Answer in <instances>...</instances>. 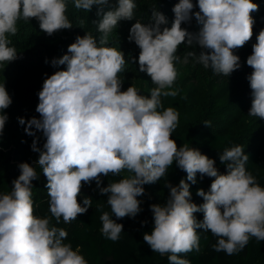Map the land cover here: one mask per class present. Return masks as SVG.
I'll return each instance as SVG.
<instances>
[{
	"label": "clouds",
	"instance_id": "obj_1",
	"mask_svg": "<svg viewBox=\"0 0 264 264\" xmlns=\"http://www.w3.org/2000/svg\"><path fill=\"white\" fill-rule=\"evenodd\" d=\"M76 9L90 11L100 6L97 31L99 40L86 33L77 36L68 46V54L53 59L52 65H66V70L47 76L38 92L36 112L27 122L25 132L35 137L32 151L39 153L35 162L47 179L51 216L35 214L34 180L39 179L36 167L25 162L19 165L20 175L12 181L9 192L0 195V264H88L77 246L65 243L68 232L53 226L71 224L92 205L85 197L83 206L78 196L83 184L95 181L101 195H107L111 215L103 211L102 234L115 242L120 239L125 217L134 218L142 211L137 197L145 195L144 185L166 177L176 162L186 172L187 181L197 182V173L214 178L210 189L197 190L203 203L191 201L190 185L181 179L170 189L165 204H151L154 227L143 240L151 250L167 256L169 264H190L181 258L193 250L200 251L202 229L217 238L214 251L234 255L245 248L251 238L264 241V187L246 169L249 159L244 147L235 144L220 155L227 173L220 174L215 161L185 143L178 146L172 139L179 122V113L164 108L161 97H176L173 85L179 75L176 64H187L189 58L211 68L214 74L229 77L240 68V57L234 52L253 36L255 20L251 13L259 10L252 0H179L173 7L174 20L167 25L166 16L155 9L151 23L139 21L130 29L129 41L140 49L139 71L146 73L156 85L150 98L131 85L122 91L118 74L126 64L124 53L107 46L109 37L122 20H131L137 5L134 0H73ZM109 10L104 11V6ZM199 11H193L194 7ZM68 0H0V63L18 58L10 46L9 36L18 32V21L39 22L40 29L51 36L62 29H71L66 15ZM201 26L198 33L189 32L182 24L193 19ZM252 54L246 63L253 71L247 77L252 103L249 116L264 119V29L256 37ZM198 45L201 51L188 52L183 59L176 53L181 44ZM48 62L47 60L45 61ZM12 103L5 84H0V135L8 120L3 114ZM158 109H163L158 111ZM210 127V122L205 121ZM42 132L45 142L38 147ZM130 176L101 187L102 176ZM83 182V183H82ZM203 213L197 220L194 213ZM116 219H112V216ZM147 223L143 221L142 224Z\"/></svg>",
	"mask_w": 264,
	"mask_h": 264
},
{
	"label": "trees",
	"instance_id": "obj_2",
	"mask_svg": "<svg viewBox=\"0 0 264 264\" xmlns=\"http://www.w3.org/2000/svg\"><path fill=\"white\" fill-rule=\"evenodd\" d=\"M179 0H134L138 8V16H133L131 20H122L118 27L109 37L107 46L115 47L124 53L126 64L124 71L118 76L122 80L121 90H126L129 86H135L138 91L150 98L151 90L156 87L151 82V78L139 71L138 56L140 49L134 41H129L130 29L137 21L148 24L151 23V8L162 12L167 18V25L162 27H171L175 18L173 7ZM259 5V10L251 13L255 20L253 27V36L243 47L237 49L234 54L240 57V68L231 73L229 77L214 74L211 68L205 69L202 64L196 63L193 58H189L187 64L177 63L178 77L173 85L174 89H179L176 97H161L164 108L172 107L179 113V120H186L185 123L178 122L176 130L172 134L178 146L187 143L190 147L198 149L202 154L215 161V167L220 174H226L225 163H221L220 155L225 148L235 144L244 147V153L249 159L246 169L251 171L257 178L258 183L264 187V119L254 118L245 113H239L231 108V102L234 100L232 95L239 88L242 93L235 96L237 100L247 101L248 95L245 92L249 85L247 77L253 69L247 65L246 60L252 54L253 45L257 42L256 37L264 29V0H252ZM116 0H110V4H115ZM194 5L198 0H192ZM100 6L94 5L93 8ZM109 7L104 6V11ZM193 11H199L198 6ZM90 17L87 11L76 9L73 0H68V10L66 15L72 24L71 29H62L51 36L43 32L39 27V22L35 19L30 21H18V32L15 36H9L10 46L17 49L18 56L24 60L22 64L36 59L39 63H44L45 69L50 67V72L58 70V66H53L51 61L59 59L68 54V46L75 42L76 31L79 29L84 33H90L97 41L101 35L97 31V24L101 16L96 19L91 13ZM189 32L198 33L200 25L193 17L190 23L182 24ZM190 51L198 55L201 49L198 45L189 46L186 43L178 48L177 55L182 59ZM48 61L47 63L45 61ZM66 69V65H64ZM48 73V72H47ZM50 74V73H48ZM9 93L12 103L3 110V114L8 116V120L0 135V195L9 192L12 188V181L20 175L19 165L29 163L36 167L39 179L34 180L33 200L35 214L40 217L51 216L49 212V197L47 194V179L42 173V169L36 165L39 153L32 151L31 145L35 137L25 132L27 123L21 125L18 118H23L26 122L32 117L39 118L36 107L39 103L38 96L26 95L17 89L14 85L5 86ZM190 93V94H189ZM231 95V96H230ZM230 96V97H229ZM163 109H158L162 111ZM183 115L184 118L180 119ZM228 115L240 116L239 122L246 125L248 131L241 136L234 131L233 123L235 120H228ZM218 125L211 127L205 126L207 120H224ZM210 128V129H209ZM33 131H36L33 129ZM39 137L37 146L42 148L45 138L42 132L36 131ZM127 171L119 176L101 177V187H107L110 182L130 176ZM186 172L180 170L176 162L168 169L166 177L152 184L144 185L145 195L137 197L141 201V209L134 218L125 217L117 220V223L123 224V232L118 241L107 239L101 232L102 221L100 216L103 211L111 215L110 205L107 204V195H101L95 181L90 185L83 184L78 196V203L83 206L85 197L92 199V205L84 214L78 215L77 219L71 224H64L61 218L59 224L52 218L53 226L64 228L68 232V238L65 243H71L73 250L77 246L80 248V254L85 257L88 264H169L167 256H161L151 250L150 246L143 240L145 233H151L154 227L153 213L150 210L151 204H165V201H159L157 190L165 187V182L175 185L181 179H185L190 185L191 201L197 205L202 204L203 198L198 196L197 190L203 189L207 192L214 178L203 176L197 173L195 184L186 179ZM83 183V182H82ZM174 185V186H175ZM170 193V192H169ZM169 193L166 197L168 199ZM197 220L203 219V213H194ZM112 219H116L113 215ZM143 221L147 223L142 224ZM200 236V251L195 250L186 254H181V258L190 261V264H264V241H257L251 238L243 250L234 254L227 255L225 252L214 251L212 245L217 242L210 231L205 232L197 229Z\"/></svg>",
	"mask_w": 264,
	"mask_h": 264
},
{
	"label": "rangeland",
	"instance_id": "obj_3",
	"mask_svg": "<svg viewBox=\"0 0 264 264\" xmlns=\"http://www.w3.org/2000/svg\"><path fill=\"white\" fill-rule=\"evenodd\" d=\"M99 8V7H98ZM98 8H93L87 13L91 17L92 14H97ZM155 9V7H152L151 10ZM138 8L134 10V15L138 16ZM99 15L93 16L94 19H96ZM77 36H84V33L80 31L79 29L76 31ZM24 60L22 57L18 56V58L12 62L9 63H0V84L4 83L5 86L7 85H14L17 89H19L21 92H23L25 95L26 93L28 95H34L38 96V92L42 89L43 82L47 78V76H50L54 74L56 71L59 70H66L64 65H60L58 67V70H53L50 72V67H47L45 69L44 63L41 64L39 63L36 59H31L30 61L26 62L25 64H22ZM50 74H48V73ZM245 92L248 95L247 101H241L237 100L238 93H242V90L239 88L237 91H235L232 95H234V100L231 102V108L234 109L235 111L239 113H245L246 115L249 116V111L251 108V103H252V95H251V88L250 86L247 87V90L245 89ZM190 94V93H189ZM231 96V95H230ZM229 96V97H230ZM185 115L180 117V119H183ZM248 121L254 120V118H259V117H252ZM228 120L235 122L233 123L234 125V131L238 135H245L246 131H248V128H246V125H243L241 122H239L240 116H234V115H228ZM210 122V127L214 125H218L219 122H226L227 120H207ZM181 123H185L186 120H179ZM210 129V128H209ZM175 179L172 181L173 186L175 185L174 182ZM170 192L169 188H159L157 190V194L159 197V201H167L166 197L168 193Z\"/></svg>",
	"mask_w": 264,
	"mask_h": 264
}]
</instances>
